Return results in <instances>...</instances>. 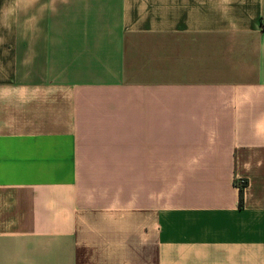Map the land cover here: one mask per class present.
Here are the masks:
<instances>
[{"label": "crops", "instance_id": "0c3cea01", "mask_svg": "<svg viewBox=\"0 0 264 264\" xmlns=\"http://www.w3.org/2000/svg\"><path fill=\"white\" fill-rule=\"evenodd\" d=\"M0 264H264V0H0Z\"/></svg>", "mask_w": 264, "mask_h": 264}, {"label": "trees", "instance_id": "16d2710c", "mask_svg": "<svg viewBox=\"0 0 264 264\" xmlns=\"http://www.w3.org/2000/svg\"><path fill=\"white\" fill-rule=\"evenodd\" d=\"M238 206L239 208L243 207V186L239 188V193H238Z\"/></svg>", "mask_w": 264, "mask_h": 264}]
</instances>
